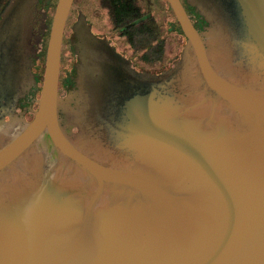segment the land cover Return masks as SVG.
I'll use <instances>...</instances> for the list:
<instances>
[{
	"label": "water",
	"instance_id": "obj_1",
	"mask_svg": "<svg viewBox=\"0 0 264 264\" xmlns=\"http://www.w3.org/2000/svg\"><path fill=\"white\" fill-rule=\"evenodd\" d=\"M167 1L186 42L153 72L136 69L79 11L74 84L61 96L73 0H57L33 117L0 147V169L44 133L84 174L56 183L32 173L0 197V264H264V0H186L201 32L181 0ZM34 2L12 0L0 13V128L39 81L27 68ZM202 33L214 37L213 56ZM192 70L212 98L185 89ZM74 126L112 163L73 145Z\"/></svg>",
	"mask_w": 264,
	"mask_h": 264
},
{
	"label": "flooded vegetation",
	"instance_id": "obj_2",
	"mask_svg": "<svg viewBox=\"0 0 264 264\" xmlns=\"http://www.w3.org/2000/svg\"><path fill=\"white\" fill-rule=\"evenodd\" d=\"M11 1L12 0H0V13ZM162 1L164 3V7L163 9H161L163 13L160 14V16L162 15L163 21L165 18H167L164 21V24L166 25L165 29L159 28L160 23L163 22L155 21L151 14L153 22L157 24L156 30L152 31V33L153 32L155 33L156 37L151 40V42L148 44L145 50L146 49L147 51L152 50V53L142 52L140 54V57L144 60L152 61V59H158L162 61L163 57L162 58L160 57L163 55L164 45L167 40L166 36L167 35L169 36V33L174 32L176 40L173 46L176 49V51L169 57L166 64L162 63L163 67L158 68L157 71H160L165 67L172 65L174 60L180 58L186 42V37L180 28L179 22L174 12L172 13L171 11L168 12L164 11L167 8V5L164 0ZM56 2L57 0H35L33 4L34 5L33 7L34 9L32 12L33 34L30 41L31 42L30 52L27 57V68L30 71L31 75H34L36 80L38 78L39 81H37V83L33 87L36 90V92H34L33 95L32 94L30 95V93L26 94L25 96L26 101H23L24 98L20 99L22 106L26 108L22 110L21 105L16 106L15 110H17V114L16 116H14L13 122L8 123V125H6L4 128H0V147L6 144L8 141L12 140L14 137H16V135L21 130L24 129L26 124L33 117V110L36 108L37 105V97L40 91L41 80L43 76L44 60H45L43 55L44 53L43 49L46 39V30L49 24V16L51 15V12L54 11ZM181 2L184 8L186 9L188 16L192 20L194 26L201 32L200 29L202 25L200 23L201 22L200 15H198L195 9L191 7L186 2V0H181ZM79 3H81L80 0H73L69 14L67 16L66 23H69V20H71L72 16H74L76 20L78 12L82 11L85 14L86 20L90 23L92 31H94L97 34L106 36L109 39V41L116 46L118 51L122 49L113 40L112 34L108 32H101V33L96 32L93 29L92 21L88 18L87 13L83 11V8L86 7V5H83L82 8L81 6L78 5ZM104 8L108 12L107 8L106 7ZM167 13H169V15L171 14L173 19L167 17ZM171 24L173 25V28ZM144 26H146L147 31L151 33V30L148 27V23L144 24ZM65 31H66V24L62 39L60 69H59L58 89L60 95L62 94L61 96H64V93H66L64 92L66 86L64 85L61 86V80H62L61 73H63L62 67H64V71L66 73V75H64V80L66 79L65 77H67V79L65 80L66 81L65 84L69 86L70 84H74V79L71 76H75L76 74L75 62L77 61V54L74 51V46L72 45L69 38H68L69 45L64 46ZM71 31L72 30H70L69 32V36L71 35ZM113 31H117L120 35L125 36L128 42L133 45L131 39L127 34L128 31L127 33L126 32L122 33L121 30L119 31L115 27H113ZM130 32H132V30ZM201 35L207 47L208 53L212 56L216 54L212 41L214 37L205 35L204 33H202ZM47 40H48V36H47ZM122 50H120L122 54L132 59V65L136 69L138 70L145 69L147 71H152V72L156 71L151 68L149 69V67L146 68L144 66L137 65L133 57L126 54L124 50L123 51ZM187 79L188 81L186 80L187 84L185 83V89L186 90L189 89L191 96L194 97L197 101H200L201 98L204 96V94H208V98H212V92L205 87L203 82L200 80V75L197 73V71L195 72L194 70H192V74L190 73ZM62 84L64 83L62 82ZM62 104L64 103L61 101L59 103L58 113L61 118V124L65 126V120H64L65 118L62 111ZM196 111L197 109H194V111L192 112L196 113ZM8 118L10 119V116L7 117V119ZM65 128L68 129L67 126H65ZM71 130L73 133H69L67 134V136L73 145L77 146V148L80 149L82 152H84L86 155L98 160L99 162L105 164L112 163V158L108 156L105 152H103V150L98 148L94 143H91L87 139V137L84 136V134L81 135L82 139L79 138L76 134L77 129L75 128V126L72 127ZM80 171H81L80 169H76L74 168L73 165L66 162V160H64L59 155V153L55 152L52 149V146L46 134L42 133L38 138L35 139L33 143L30 144V146H28L23 152L18 154L16 158H14V160L10 161L8 164L4 165L2 169H0V197L9 194L11 191L18 188L21 184L23 185L24 183H28L30 181V175L32 173L36 174L37 172H42L45 175L47 172H50L56 183H76L77 180L80 178V176L84 174V173H80Z\"/></svg>",
	"mask_w": 264,
	"mask_h": 264
},
{
	"label": "trees",
	"instance_id": "obj_3",
	"mask_svg": "<svg viewBox=\"0 0 264 264\" xmlns=\"http://www.w3.org/2000/svg\"><path fill=\"white\" fill-rule=\"evenodd\" d=\"M164 1L166 2L167 10L173 13L168 1ZM99 4L107 8L113 27L117 28L119 31L121 30L122 33H127L128 31L127 34L132 43L138 45L139 48L147 47L151 40L156 37L155 33H152V31L156 30L157 24L153 22L151 14L153 13V5L157 6L160 10L163 9L164 3L162 0H100ZM52 14L53 11L49 16V24L46 30V39L43 49L44 58ZM146 23H148L151 33H149L147 27L144 26ZM68 24L69 23H66V26ZM131 30L132 32H130ZM66 41V43L69 44L68 38Z\"/></svg>",
	"mask_w": 264,
	"mask_h": 264
},
{
	"label": "rangeland",
	"instance_id": "obj_4",
	"mask_svg": "<svg viewBox=\"0 0 264 264\" xmlns=\"http://www.w3.org/2000/svg\"><path fill=\"white\" fill-rule=\"evenodd\" d=\"M80 1H81V3L78 4L79 6L82 7L83 5H86V7H84V8L82 7V8H83V11L87 13L88 18L92 21L93 29L96 32H100V33L101 32H108V33L112 34V38L116 42V44L119 45L124 50V52L126 54L132 56L137 65L144 66L146 68L149 67V69L151 68V69L157 71L158 68L163 67L162 63L166 64L169 57L176 51V49L173 46L175 43L176 37H175L174 32H171V33H169V36L168 35L166 36L167 40H166L165 45H164L163 55L160 57V58L163 57L162 61H160L158 59H152V61L142 59L140 57V54L142 52L152 53V50L147 51V49L145 50L146 47L139 48V46L136 45L135 43L132 45L131 43L128 42V40L125 38V36L120 35L117 31H113L112 23L110 22L108 12L105 10L104 7H100L99 0H80ZM164 11L168 12L167 8ZM162 13H163L162 10H160L157 6L153 5L152 17L154 18L155 21L163 22V23H160L159 28L165 29L166 25L164 24V21L167 18H165L163 21L162 15L160 16V14H162ZM167 17H169L170 19H173L172 15L171 14L169 15V13H167ZM74 20H75V18H74V16H72L71 20H69V24L66 26L65 37H64V40H65L64 46L69 45L66 43L67 42L66 40H67V38H69V40H70V36H69V32L71 30L70 25H72L71 23H73ZM172 28H173V25H172ZM122 49H120V50H122ZM62 72L63 73H61V79H62L61 80V86H63V85L65 86V82H66L65 80L67 79V77H65L66 79L64 80V75H66V73L64 71V67H62ZM62 82L64 84H62ZM64 92H65V90H64ZM64 96H65V93H64Z\"/></svg>",
	"mask_w": 264,
	"mask_h": 264
}]
</instances>
